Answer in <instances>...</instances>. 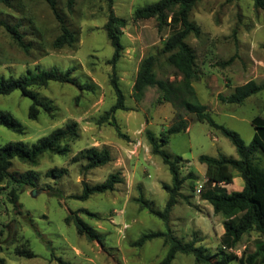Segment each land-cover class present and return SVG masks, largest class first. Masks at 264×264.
Returning a JSON list of instances; mask_svg holds the SVG:
<instances>
[{"label":"rangeland","instance_id":"obj_1","mask_svg":"<svg viewBox=\"0 0 264 264\" xmlns=\"http://www.w3.org/2000/svg\"><path fill=\"white\" fill-rule=\"evenodd\" d=\"M155 1L74 0L69 10L66 0H56L58 11L77 38L73 45L60 48L52 44L60 33V24L46 0L0 3V20L16 25L27 44V49L19 46L0 25V76L55 67L72 69L76 81H50L34 88L51 106L49 112L40 110L35 119L27 115L30 99L19 90L0 95V109L9 111L23 127L18 133L0 125V145L8 141L30 145L70 122L76 123L78 132L77 137L60 142L59 147H67L65 153L44 152L34 163L11 160L13 177H29L31 183L12 178L0 181V257L4 264H158L167 250L162 237L133 245L143 233L166 229L164 221L149 207L163 209L168 195L162 184H169L171 175L161 157L151 152L147 131L158 137L178 114L185 116L189 125L185 131L171 134L162 146L171 157H181L180 174L185 177L181 195L168 214L170 230L182 241L197 239L196 244L204 246L212 260L224 251L242 259L227 264H264L259 257L245 260L264 236L250 229L228 247L222 241V216L200 197L205 187L201 173L205 165L198 156L237 157L234 145L219 129L196 121L184 108L157 101L156 86H148L139 100L133 96L138 64L148 54L158 57L154 66L157 78H175L167 54L161 53L172 26L166 25L159 32L153 18L132 19L134 9ZM110 12L126 19L120 28L123 49L115 71L128 109H117L114 116L127 137L119 136L110 120L101 119L115 101L109 63L113 47L104 27ZM190 18L201 31L198 37L190 34L186 38L194 50L199 73L193 82L197 96L215 122L235 131L247 145L257 131L252 119H264V92L242 103L226 102L219 95H229L234 86L249 79L264 82V9L255 10L252 0H200ZM231 57L232 61L222 64ZM89 146L107 147L110 160L85 168L81 151ZM258 157L264 166V153ZM116 171L121 181L113 190L76 198L83 182L92 185ZM226 187L235 188V182ZM69 215H78L98 233L99 240L78 234L73 223L65 221ZM170 264L197 263L192 254L177 252Z\"/></svg>","mask_w":264,"mask_h":264},{"label":"trees","instance_id":"obj_2","mask_svg":"<svg viewBox=\"0 0 264 264\" xmlns=\"http://www.w3.org/2000/svg\"><path fill=\"white\" fill-rule=\"evenodd\" d=\"M200 0H156L153 3L134 9L132 12L133 20L153 18L157 31H161L166 25L172 26V31L164 38L161 53L167 54V62L174 68L175 78H157L154 66L158 60L157 55L148 54L141 58L132 85L133 96L139 100L144 90L148 86H156L158 90L157 101H168L172 104L184 108L192 113L196 121H205L209 126L219 129L234 145L237 157L218 155L217 157L199 155L198 160L205 164V187L200 190V197L206 200L213 209V212L220 214L223 218L224 228L222 241L231 247L235 245L243 233L253 229L264 236V166L260 163L258 154L264 153V119L255 117L252 122L257 129L253 134L249 144L245 145L239 135L224 125L214 121L207 110L206 104L202 103L197 96L193 82L198 80L199 73L195 62V53L192 47L186 42V38L192 34L198 37L201 34L200 28L194 23L190 14L195 4ZM54 16L60 24V33L53 39V46L60 48L64 45L71 46L77 38L65 23L64 17L56 7V0H46ZM74 0H66L67 8H72ZM255 10L264 9V0H252ZM0 3L9 4L10 0H0ZM126 24V19L109 13L108 20L104 27L110 44L113 47L109 63L112 64V74L110 83L115 94V101L101 117L102 120H110L119 136L127 137L123 134L115 120L114 112L117 109L126 110L128 107L124 103V94L118 84V77L115 71V64L120 57L123 45L120 42V28ZM10 33L14 41L24 49L27 44L23 40L22 34L16 25H10L0 20ZM232 57L223 61L228 64ZM72 69L59 70L55 67L36 72L26 71L17 76H0V95H6L14 90H19L23 96L30 99L27 115L35 119L40 110L49 112L51 106L48 102L38 97L34 88L47 85L50 81L61 83H72L76 81L72 78ZM179 76V78H177ZM264 92V82H257L249 79L244 83L234 86L227 96L219 95V98L230 103H242L247 97L258 92ZM264 106V105H263ZM0 125L18 133L23 132L20 122L7 110L0 109ZM189 125L188 119L178 114L158 137L147 131V139L150 150L153 154L159 155L162 162L167 166L171 175L169 184L163 183L162 188L167 193V199L162 210L149 207V211L162 219L166 229L163 231H151L141 234L133 245L141 246L146 240L162 237L167 245V250L158 264H170L177 252L192 254L197 264H227L232 259L241 261V256L235 253L221 251V256L212 260V255L202 245H197V239L192 238L182 241L174 235L168 226V214L172 207L177 203L178 196L181 195L180 189L185 180L180 174V156L171 157L163 149L171 134L185 131ZM78 136L76 123L70 122L64 126L56 127L47 135L39 138L36 142L27 145L22 141H8L0 145V181L12 178L20 183H31V179H17L9 171L11 160L17 158L23 162L34 163L38 156L44 152L65 153L66 146L59 147L63 140ZM86 159L85 168H92L103 165L110 160V152L107 147L97 148L89 146L82 151ZM54 172V170H50ZM243 180L240 190L227 192L220 183L226 184L232 181L234 174ZM121 181L118 171L109 173L107 177L98 183L89 185L83 182L79 199H85L96 192L113 190L115 184ZM192 187V184H191ZM146 204V203H145ZM89 215H93L86 209H79ZM65 221H71L78 234H84L89 239L99 240V235L78 215L66 216ZM24 252L29 255L27 251ZM259 257L264 262V237L256 242L255 250L245 258L251 262ZM0 264H4L0 257ZM70 264V263H64Z\"/></svg>","mask_w":264,"mask_h":264},{"label":"crops","instance_id":"obj_3","mask_svg":"<svg viewBox=\"0 0 264 264\" xmlns=\"http://www.w3.org/2000/svg\"><path fill=\"white\" fill-rule=\"evenodd\" d=\"M187 163H188V162H187ZM204 165H205V164H204ZM201 170H202L201 173H203V176H204V173H205V166H204V168H202ZM201 170H200V171H201ZM238 177H240V176H238V175L235 173L234 176H233V178H232V181H231L230 183H226V184L220 183V186L223 187L227 192H231V191H233V190H240V189L242 188V186H243V180H242L241 177H240L241 179H239ZM204 179H205V176H204ZM195 182H199L198 179H196ZM234 182H235V188H230L231 190H228L226 186H227V185H231V184H233ZM223 231H224V228L222 229L221 234H223Z\"/></svg>","mask_w":264,"mask_h":264}]
</instances>
